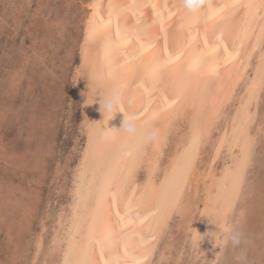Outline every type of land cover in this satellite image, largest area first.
<instances>
[{"label": "bare ground", "instance_id": "bare-ground-1", "mask_svg": "<svg viewBox=\"0 0 264 264\" xmlns=\"http://www.w3.org/2000/svg\"><path fill=\"white\" fill-rule=\"evenodd\" d=\"M88 7L76 81L85 144L51 241L56 264H161L180 230L191 264H230L264 139V0Z\"/></svg>", "mask_w": 264, "mask_h": 264}, {"label": "rangeland", "instance_id": "rangeland-1", "mask_svg": "<svg viewBox=\"0 0 264 264\" xmlns=\"http://www.w3.org/2000/svg\"><path fill=\"white\" fill-rule=\"evenodd\" d=\"M91 1L0 0V264L59 262L51 241L59 217L70 214L72 181L85 144L83 82L76 81ZM262 103L264 93L257 124L264 122ZM220 120L219 129L224 124ZM255 152L245 179L253 193L243 199L250 211L237 225L243 226L234 238L239 256L230 264H264V139ZM204 155L203 167L208 161ZM183 234L180 230L173 239L175 252L161 264L176 263L181 248L180 263L191 264ZM42 235L45 245L39 251L36 243ZM200 256L193 259L197 264L205 261Z\"/></svg>", "mask_w": 264, "mask_h": 264}]
</instances>
